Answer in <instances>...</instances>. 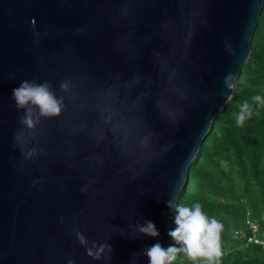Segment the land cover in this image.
I'll list each match as a JSON object with an SVG mask.
<instances>
[{
  "label": "water",
  "instance_id": "1",
  "mask_svg": "<svg viewBox=\"0 0 264 264\" xmlns=\"http://www.w3.org/2000/svg\"><path fill=\"white\" fill-rule=\"evenodd\" d=\"M264 0H0V264H148ZM61 114L21 125L13 89ZM68 82L67 91L60 89ZM31 152V155L27 153ZM151 221L156 238L139 234ZM109 244L100 260L76 239Z\"/></svg>",
  "mask_w": 264,
  "mask_h": 264
},
{
  "label": "trees",
  "instance_id": "2",
  "mask_svg": "<svg viewBox=\"0 0 264 264\" xmlns=\"http://www.w3.org/2000/svg\"><path fill=\"white\" fill-rule=\"evenodd\" d=\"M264 97V4L250 43L247 61L241 67L232 94L213 119L196 158L188 170L186 185L177 203H200L203 211L222 225L221 255L196 264H264V249L246 243L245 217L264 233V105L253 101ZM248 101L251 119L238 126L235 115ZM174 229V213L169 215ZM174 241L169 237L168 246ZM173 264H193L177 254Z\"/></svg>",
  "mask_w": 264,
  "mask_h": 264
},
{
  "label": "clouds",
  "instance_id": "3",
  "mask_svg": "<svg viewBox=\"0 0 264 264\" xmlns=\"http://www.w3.org/2000/svg\"><path fill=\"white\" fill-rule=\"evenodd\" d=\"M233 75L228 74L223 80L226 89L233 88ZM70 87L68 82H62L60 89L67 91ZM12 99L15 107L21 109L24 115L20 119L21 125L30 130H35L41 118H52L59 116L64 107L63 96L57 97L52 90V85L45 81L36 83L24 80L19 87L13 89ZM253 101L264 105V97L255 95ZM253 115L252 105L248 101L240 104L235 115L238 126H243ZM31 155V152L27 153ZM174 213V229L168 232V236L174 241L172 245L163 247L159 242L143 250L142 255L147 257L148 264H173L177 259V254H183L193 264L202 258L212 261L221 255V233L223 225L215 218L209 217L202 209L200 203L192 206H184L167 201ZM135 230L144 236L156 238L159 232L151 221H145L142 225L137 223ZM76 239L80 245L85 247L86 254L93 260H100L102 255L112 253L109 244L95 242L89 246V241L79 231L76 232ZM74 264V261H69Z\"/></svg>",
  "mask_w": 264,
  "mask_h": 264
},
{
  "label": "built area",
  "instance_id": "4",
  "mask_svg": "<svg viewBox=\"0 0 264 264\" xmlns=\"http://www.w3.org/2000/svg\"><path fill=\"white\" fill-rule=\"evenodd\" d=\"M244 225L249 231L246 243L264 249V233L260 235L257 233V225L248 218V215L245 217Z\"/></svg>",
  "mask_w": 264,
  "mask_h": 264
}]
</instances>
